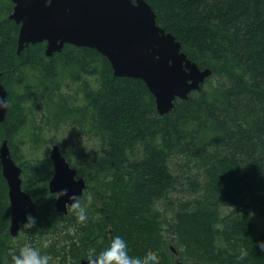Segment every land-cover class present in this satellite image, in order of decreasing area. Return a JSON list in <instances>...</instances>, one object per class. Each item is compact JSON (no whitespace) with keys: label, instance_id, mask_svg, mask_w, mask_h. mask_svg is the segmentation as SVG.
<instances>
[{"label":"trees","instance_id":"obj_1","mask_svg":"<svg viewBox=\"0 0 264 264\" xmlns=\"http://www.w3.org/2000/svg\"><path fill=\"white\" fill-rule=\"evenodd\" d=\"M146 1L187 57L212 71L164 116L144 81L115 77L92 48L67 44L47 57L37 43L18 54L14 3L0 0L10 105L0 150L7 140L37 204V227L12 237L0 156V264L25 243L51 264H80L117 235L131 256L151 250L160 264H264V0ZM66 134L76 136L73 147L63 145ZM55 144L93 196L85 225L56 210Z\"/></svg>","mask_w":264,"mask_h":264},{"label":"water","instance_id":"obj_2","mask_svg":"<svg viewBox=\"0 0 264 264\" xmlns=\"http://www.w3.org/2000/svg\"><path fill=\"white\" fill-rule=\"evenodd\" d=\"M11 1L14 9L9 18L20 25L18 54L37 43H46L47 57L60 53L67 44L92 48L110 61L115 77L144 81L163 116L172 111L177 99H188L212 75L211 69H201L191 61L176 37L157 24V16L146 0ZM1 77L2 73L0 98L7 100ZM7 109H0V123ZM0 156L9 188L10 234L18 237L26 215L36 216L37 204L22 188V168L12 158L7 140L2 143ZM51 158L54 165L49 183L51 193L68 189L70 194L82 196L86 181L83 177L74 180L77 171L63 156L58 144L51 147ZM68 202L67 197L56 199L57 212L67 214L65 204ZM80 264H88L87 259ZM176 264L185 263L177 259Z\"/></svg>","mask_w":264,"mask_h":264},{"label":"clouds","instance_id":"obj_3","mask_svg":"<svg viewBox=\"0 0 264 264\" xmlns=\"http://www.w3.org/2000/svg\"><path fill=\"white\" fill-rule=\"evenodd\" d=\"M10 105L7 100L0 98V109H7ZM74 180L78 181L77 177ZM56 198L67 197L70 202L65 204L68 214L75 216L77 222L85 225L88 221L87 205H90L93 199L91 193H82V196L70 194L68 189H62L56 193ZM85 198L87 204L82 203ZM35 202V199H34ZM37 227V218L28 213L25 221L21 223L17 236L24 237ZM71 231V229H69ZM261 250H264V242H260ZM246 250H241V259L247 257ZM53 258L48 254H41L38 248L25 243L19 247L18 252L11 253V264H51ZM88 264H160L158 253L149 250L143 257L131 256L128 250V244L121 236H115L109 245L100 252L89 251L87 257ZM7 264V262H6Z\"/></svg>","mask_w":264,"mask_h":264},{"label":"rangeland","instance_id":"obj_4","mask_svg":"<svg viewBox=\"0 0 264 264\" xmlns=\"http://www.w3.org/2000/svg\"><path fill=\"white\" fill-rule=\"evenodd\" d=\"M60 138L63 139V137L60 136ZM75 139H76V136L75 135H69V134H66L65 137H64V140H65V143H63L64 146H67L68 147H73L74 144H75ZM79 143L81 145H84V147L88 150H93L94 148V143H88L87 141H79ZM78 146L77 144L75 145V147Z\"/></svg>","mask_w":264,"mask_h":264}]
</instances>
